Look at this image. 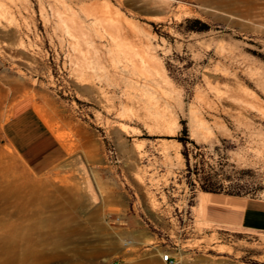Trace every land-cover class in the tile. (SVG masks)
<instances>
[{
	"label": "rangeland",
	"instance_id": "rangeland-1",
	"mask_svg": "<svg viewBox=\"0 0 264 264\" xmlns=\"http://www.w3.org/2000/svg\"><path fill=\"white\" fill-rule=\"evenodd\" d=\"M12 1L35 28L16 39L0 31V233L17 224L38 240L36 218L57 214L56 244L37 247L54 258L41 264H163L167 251L181 264H264V233L204 226L198 207L210 193L202 187L264 199V0H219L227 9L207 0H100L138 36L119 55L124 86L116 91L135 98L122 108L132 118L120 121L97 92L81 89L66 48L45 37L40 7L57 23L49 2ZM22 99L68 152L43 176L28 171L3 135ZM117 122L127 130L120 140ZM136 221L154 233L144 246Z\"/></svg>",
	"mask_w": 264,
	"mask_h": 264
},
{
	"label": "bare ground",
	"instance_id": "bare-ground-1",
	"mask_svg": "<svg viewBox=\"0 0 264 264\" xmlns=\"http://www.w3.org/2000/svg\"><path fill=\"white\" fill-rule=\"evenodd\" d=\"M7 1L8 2L6 3L2 4L1 2L0 4V31H2L4 37L7 36L9 39H16L14 36L22 35L23 28H25L27 31L30 30V26L35 28V20L32 18L30 24L26 20L27 18L22 15L21 10H19L20 7L18 9L17 5L12 0ZM46 1L49 2L50 11H52L51 15H53L57 23L55 22V24L52 26L50 25L51 22L49 23L48 13L45 8L41 6L39 10V18L44 25V35L59 50L66 48V51L70 53L68 54L70 57L69 60L74 68L73 71L77 83L82 85L81 89L84 92H97L100 98H103L104 104L102 105V108L108 113H115V117L119 121L123 119L130 120L132 115L125 114L123 109L126 107L125 103H131V105H133L132 102L135 98L131 96H124L123 93L125 91L122 94L121 92L119 94V92L116 90L120 89L124 83L122 69L120 68L121 63L119 55L125 45L130 44L133 40L138 38V36L134 33L135 31L133 32V30L131 28L129 29V26L125 24L126 22L123 20L125 18H123L124 16L120 14L118 9H113L111 7L112 5L104 3V1L100 2V0H88L90 2L92 1V4L81 5L78 7H76L75 4H77L80 0ZM198 1L201 2V5L202 3L206 5L207 1H209L208 3L216 5L217 8H228L225 3L219 2V0ZM80 2L78 4H80ZM230 4L232 3L230 2ZM19 40H21V38H19ZM96 40H99L100 42H108L109 48L106 49V45L96 44ZM10 41L9 43H11ZM16 46L18 50L23 49L25 45L22 41H19ZM115 49L116 52H114V54H116L114 55L111 50L115 51ZM106 53L109 54L113 61H109L110 63H113V68L115 69V74L112 77L109 76V69L107 70L106 68ZM109 62L107 63L110 64ZM147 63L152 65L153 68H156L154 62L148 60ZM151 77L153 76L151 75ZM110 86L115 88V92L109 97L106 96L105 89L109 88ZM130 108H133V106ZM121 109L122 111H120ZM134 115L136 114L133 113V116ZM116 126L117 129L115 130V135L117 139L120 140L123 133H127V130L125 129L124 124L121 122H117ZM131 154L133 155V153ZM77 173L78 175L85 174L83 168L79 169ZM88 177L84 178V188L87 192L89 202L95 203L97 197L95 195L94 188L92 187V183ZM35 200L37 204L41 206L45 203L42 201V199ZM57 219V214L56 216L53 214L52 216L41 219L38 218V220L36 218L35 225L37 227L39 226L38 228H40L39 230L36 228L37 232H40V235L37 236L40 238H37L38 240L34 239V236L31 237V234H27V232L20 229V227L16 228L15 225L17 226V224L10 225L8 230L0 233V264H41L40 261L43 259L45 260L47 258H54L53 255L51 256L52 253H47V250H39L37 247L46 246L49 243L56 244L57 240L55 239V230L57 228L55 229V223ZM71 233L72 231L70 234ZM70 234L68 233V235Z\"/></svg>",
	"mask_w": 264,
	"mask_h": 264
},
{
	"label": "crops",
	"instance_id": "crops-1",
	"mask_svg": "<svg viewBox=\"0 0 264 264\" xmlns=\"http://www.w3.org/2000/svg\"><path fill=\"white\" fill-rule=\"evenodd\" d=\"M3 135L19 160L34 176H43L62 165L68 152L28 99L15 104L3 125ZM204 206V226L231 231L264 233V199L221 193H202L198 207ZM139 245L153 239L149 225L135 222Z\"/></svg>",
	"mask_w": 264,
	"mask_h": 264
},
{
	"label": "built area",
	"instance_id": "built-area-1",
	"mask_svg": "<svg viewBox=\"0 0 264 264\" xmlns=\"http://www.w3.org/2000/svg\"><path fill=\"white\" fill-rule=\"evenodd\" d=\"M159 258L163 264H181V261L178 260L177 257L173 256L169 251L161 254Z\"/></svg>",
	"mask_w": 264,
	"mask_h": 264
},
{
	"label": "trees",
	"instance_id": "trees-1",
	"mask_svg": "<svg viewBox=\"0 0 264 264\" xmlns=\"http://www.w3.org/2000/svg\"><path fill=\"white\" fill-rule=\"evenodd\" d=\"M203 191L213 193L212 189L209 187H202Z\"/></svg>",
	"mask_w": 264,
	"mask_h": 264
}]
</instances>
